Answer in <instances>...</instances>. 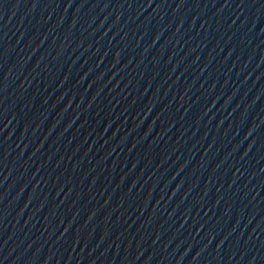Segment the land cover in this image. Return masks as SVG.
Returning <instances> with one entry per match:
<instances>
[{
  "label": "water",
  "instance_id": "1",
  "mask_svg": "<svg viewBox=\"0 0 264 264\" xmlns=\"http://www.w3.org/2000/svg\"><path fill=\"white\" fill-rule=\"evenodd\" d=\"M172 264H264V0H195L192 114Z\"/></svg>",
  "mask_w": 264,
  "mask_h": 264
}]
</instances>
